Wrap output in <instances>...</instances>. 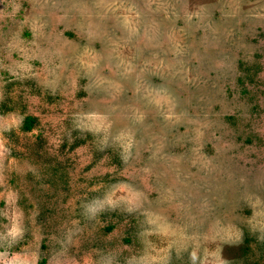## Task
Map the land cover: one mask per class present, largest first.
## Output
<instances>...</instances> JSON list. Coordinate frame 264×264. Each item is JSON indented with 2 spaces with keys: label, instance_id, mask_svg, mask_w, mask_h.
Listing matches in <instances>:
<instances>
[{
  "label": "rangeland",
  "instance_id": "374dc122",
  "mask_svg": "<svg viewBox=\"0 0 264 264\" xmlns=\"http://www.w3.org/2000/svg\"><path fill=\"white\" fill-rule=\"evenodd\" d=\"M41 259L264 264V0H0V264Z\"/></svg>",
  "mask_w": 264,
  "mask_h": 264
},
{
  "label": "trees",
  "instance_id": "16d2710c",
  "mask_svg": "<svg viewBox=\"0 0 264 264\" xmlns=\"http://www.w3.org/2000/svg\"><path fill=\"white\" fill-rule=\"evenodd\" d=\"M31 123H32L31 118H26V119H24V122H23L22 127H23L24 129L28 130V129L31 128ZM36 264H45V260H44V259H41V260L38 261Z\"/></svg>",
  "mask_w": 264,
  "mask_h": 264
}]
</instances>
